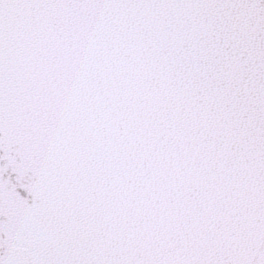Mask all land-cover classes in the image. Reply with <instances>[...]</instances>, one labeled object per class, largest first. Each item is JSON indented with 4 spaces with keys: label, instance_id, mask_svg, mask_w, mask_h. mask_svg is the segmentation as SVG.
<instances>
[{
    "label": "snow or ice",
    "instance_id": "6c2138e0",
    "mask_svg": "<svg viewBox=\"0 0 264 264\" xmlns=\"http://www.w3.org/2000/svg\"><path fill=\"white\" fill-rule=\"evenodd\" d=\"M0 264H264V0H0Z\"/></svg>",
    "mask_w": 264,
    "mask_h": 264
},
{
    "label": "water",
    "instance_id": "95a60500",
    "mask_svg": "<svg viewBox=\"0 0 264 264\" xmlns=\"http://www.w3.org/2000/svg\"><path fill=\"white\" fill-rule=\"evenodd\" d=\"M23 194V193H22Z\"/></svg>",
    "mask_w": 264,
    "mask_h": 264
}]
</instances>
